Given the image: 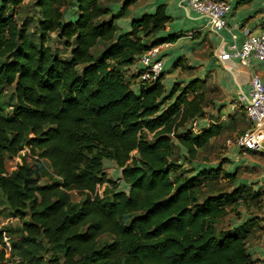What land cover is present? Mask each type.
Returning <instances> with one entry per match:
<instances>
[{
    "label": "trees",
    "instance_id": "trees-1",
    "mask_svg": "<svg viewBox=\"0 0 264 264\" xmlns=\"http://www.w3.org/2000/svg\"><path fill=\"white\" fill-rule=\"evenodd\" d=\"M24 1L0 0V190L13 216L28 210L23 241L44 243L51 264H253L247 241L254 219L217 227L225 203L250 185L223 192L209 181L221 164L176 173L221 133L214 122L199 132L192 127L206 117L199 81L175 83L167 94L164 74L136 84L138 73L127 74L146 50L181 37L158 36L172 18L166 4L119 32L116 20L136 0H124L116 13L102 0H34L39 18L31 32L16 18ZM52 34L68 58L48 44ZM25 148L39 159L8 173L7 156ZM107 161L121 168L127 189L108 177ZM42 176L49 181L40 183ZM104 234L111 241L101 242ZM21 253L13 261L2 249L0 264H27Z\"/></svg>",
    "mask_w": 264,
    "mask_h": 264
},
{
    "label": "crops",
    "instance_id": "crops-1",
    "mask_svg": "<svg viewBox=\"0 0 264 264\" xmlns=\"http://www.w3.org/2000/svg\"><path fill=\"white\" fill-rule=\"evenodd\" d=\"M102 1L103 4L111 7L113 13L118 12L124 3V0H111L108 3L106 0ZM238 1L227 0L229 9L226 20L230 31L213 29L208 18L191 8L187 0H136L127 9L126 15L116 20L119 23L117 24L119 32H128L131 30L134 18L140 17L144 13H153L158 5L166 4L167 12L172 18L158 36L163 37L172 33H181L182 35L177 40L166 42L162 46L159 54L163 61L162 74L165 77L163 56L165 54H169L171 57L179 55L180 58L174 65L175 69L170 83L180 82L183 88L191 81L198 80L200 91H205L209 86L214 88L216 96L212 101L214 103L212 109L215 108L218 112L229 114L242 112L244 116V127L241 131L239 130L240 132L237 131L236 136L254 126L246 116L244 105L247 104V100L243 99L244 96L248 97L250 94L253 72L259 73L264 80L263 59L253 55L249 57L248 64H245L236 56L226 60L219 57V55L230 51L232 45L240 46L242 44L246 38L244 27L249 28L254 35L264 31V0H252L247 4H239ZM140 69H142V65L139 62L128 67V70L133 73H138ZM237 100L241 101V105L233 107L238 105ZM208 108L205 106V112L208 111ZM205 118H200V120ZM222 131L223 129H221ZM230 147L237 154V160L242 162L236 166H245L246 171L254 173V177L249 178L246 183L253 185L256 190L262 191L264 198V152L252 149L243 150L234 145ZM257 215L259 216L257 222L253 221L249 226L247 243L249 252L254 259L253 264H264V212ZM236 224L240 223L236 222Z\"/></svg>",
    "mask_w": 264,
    "mask_h": 264
},
{
    "label": "rangeland",
    "instance_id": "rangeland-1",
    "mask_svg": "<svg viewBox=\"0 0 264 264\" xmlns=\"http://www.w3.org/2000/svg\"><path fill=\"white\" fill-rule=\"evenodd\" d=\"M111 0H106L108 3ZM69 10V8H68ZM68 13V12H67ZM68 15V14H67ZM17 20L20 25L26 26L28 31H34L37 23V19L39 18L38 9L34 7V0H25L20 7L17 8ZM117 24L118 21H116ZM48 44L51 45L52 49L55 53L59 54L62 58H68L70 54V50L65 47L63 41L59 40L56 37V34H52V37L49 39ZM102 46L95 47L92 49V52L96 55L100 54V50ZM180 58V56L171 57L169 54H165L163 56V60L165 62L164 71V85L166 88V93L169 94L172 91L174 83L171 82V76L173 74V70L175 69L174 65L176 61ZM133 72L128 70L127 74L132 75ZM135 73V72H134ZM133 73V74H134ZM136 82H139V79H136ZM135 82V84H136ZM178 83V87L182 88L181 83ZM12 90V88H10ZM206 97L208 99L206 106L209 107L208 111H206V118L199 119L196 125H192L195 132H199L202 127H208L209 124L213 122H217L220 125H223V131L215 138H211L210 144L207 145L204 149L200 150L195 158V162L192 164L189 160L180 161L183 165L180 167L179 171L177 169V174L182 173V170L187 168L188 170L196 165L201 166H217L221 164V171L219 173L218 178L209 177V181H219L221 183V188L223 192H231L235 189L241 181L248 182L249 178L254 177V173L250 171H246L245 166H236L239 163L237 159V154L234 153L233 148H231L227 140L230 138H235L237 131H241L244 127V116L242 112L239 113H226V112H218L214 107V103L212 102L215 99L216 93L214 88L211 86L207 87ZM231 107V105H230ZM239 131V132H240ZM180 155V149L178 147L175 148L174 157L177 158ZM245 158V157H244ZM38 160L37 155H33L30 153L28 148L23 149L15 156H7L6 158V167L7 172H14L20 164H22L25 160L30 164H34V160ZM45 163L46 169L48 171H52L49 166V162L46 159H42ZM106 172L108 177L111 179H115L120 189H127L126 184L121 178V168L117 167L111 161H107L106 164ZM192 171V170H191ZM190 171V172H191ZM228 172H235V181H232L233 177H229L226 174ZM174 173V174H176ZM207 179V178H206ZM213 179V180H212ZM49 181L47 176H42L40 183L45 184ZM206 182H208L206 180ZM218 182V183H219ZM242 183V182H241ZM249 184V183H248ZM249 191L244 192L242 197H237V199L233 202H226L225 207L227 209V214L219 219L217 223L218 229L230 228L236 222L241 223L242 220L254 219V223L257 222L259 216L257 214H261L264 208V198L262 194L255 197V193L260 192V190H256L253 185L248 187ZM104 190V186H101L99 191L102 193ZM73 199L78 201L81 199V196L77 193L73 194ZM26 216L25 218H20L12 215V212L7 204L5 194L0 190V230L4 233V241L5 245H0V251L2 249H6V256L9 260H18L21 258L22 249L26 251V263L27 264H51L49 262L50 259H53L50 251H46L42 246L44 243L36 242L35 244H27L23 241V236L20 228L23 226L25 221L30 219V215L28 214V210H25ZM243 218V219H242ZM242 219V220H241ZM246 219V220H247ZM241 220V221H240ZM112 235L104 234L101 236L100 241L106 242L111 241ZM17 245L16 249H12L14 245ZM63 260V258H61Z\"/></svg>",
    "mask_w": 264,
    "mask_h": 264
},
{
    "label": "built area",
    "instance_id": "built-area-1",
    "mask_svg": "<svg viewBox=\"0 0 264 264\" xmlns=\"http://www.w3.org/2000/svg\"><path fill=\"white\" fill-rule=\"evenodd\" d=\"M187 3L196 12L207 17L213 29L231 30L226 20L229 9L227 0H187ZM244 32L246 38L242 44L232 45L230 51L219 55L220 59L226 60L236 56L243 63L248 64L249 57L254 55L264 60V31L254 35L249 28L244 27ZM163 45L164 43L153 46L139 57L138 62L142 65V69L138 72L139 81L152 83L163 73V61L159 57ZM243 99L247 100V104L244 105L246 116L254 126L235 138L228 139L227 143L243 150L252 149L264 152V80L259 73L253 72L250 94L248 97L244 96ZM237 103L238 105L233 107L241 105V101L237 100ZM198 121H194L193 124L196 125Z\"/></svg>",
    "mask_w": 264,
    "mask_h": 264
}]
</instances>
